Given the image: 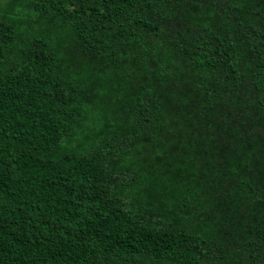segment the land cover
Here are the masks:
<instances>
[{
	"label": "trees",
	"instance_id": "16d2710c",
	"mask_svg": "<svg viewBox=\"0 0 264 264\" xmlns=\"http://www.w3.org/2000/svg\"><path fill=\"white\" fill-rule=\"evenodd\" d=\"M0 264H264V0H0Z\"/></svg>",
	"mask_w": 264,
	"mask_h": 264
}]
</instances>
